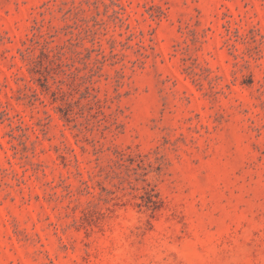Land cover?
<instances>
[{
  "label": "rangeland",
  "instance_id": "374dc122",
  "mask_svg": "<svg viewBox=\"0 0 264 264\" xmlns=\"http://www.w3.org/2000/svg\"><path fill=\"white\" fill-rule=\"evenodd\" d=\"M0 264H264V0H0Z\"/></svg>",
  "mask_w": 264,
  "mask_h": 264
}]
</instances>
